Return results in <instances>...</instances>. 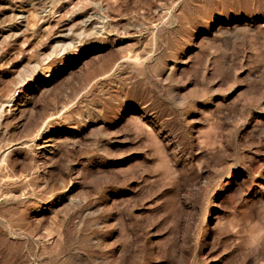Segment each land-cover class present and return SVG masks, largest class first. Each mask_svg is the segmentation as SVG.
Wrapping results in <instances>:
<instances>
[{
    "label": "rangeland",
    "instance_id": "rangeland-1",
    "mask_svg": "<svg viewBox=\"0 0 264 264\" xmlns=\"http://www.w3.org/2000/svg\"><path fill=\"white\" fill-rule=\"evenodd\" d=\"M0 264H264V0H0Z\"/></svg>",
    "mask_w": 264,
    "mask_h": 264
}]
</instances>
